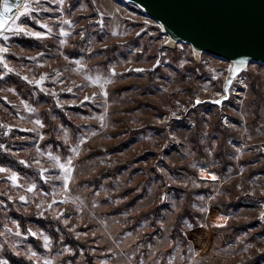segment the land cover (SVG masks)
Here are the masks:
<instances>
[{
	"label": "rangeland",
	"instance_id": "374dc122",
	"mask_svg": "<svg viewBox=\"0 0 264 264\" xmlns=\"http://www.w3.org/2000/svg\"><path fill=\"white\" fill-rule=\"evenodd\" d=\"M27 2L34 18L22 13L12 24L46 31L41 20L52 33L0 39L8 48L0 54L14 69L0 62V167L8 169L0 172V259L13 264L9 253L28 264H264V66L251 65L234 86L241 95L233 88L222 108L197 105V98L223 94L229 64L188 45L170 48L140 9L121 0L62 6L39 0L36 11V0ZM66 19L73 23L63 24L64 37L59 27ZM77 59L84 65L79 70ZM97 73L111 77L107 98L86 78ZM105 100L101 129L98 119L85 117L103 113ZM61 125L70 142L78 130H96L73 160L70 192L47 155L63 162L68 154ZM13 172L22 187L8 179ZM44 235L51 238L48 248Z\"/></svg>",
	"mask_w": 264,
	"mask_h": 264
},
{
	"label": "water",
	"instance_id": "95a60500",
	"mask_svg": "<svg viewBox=\"0 0 264 264\" xmlns=\"http://www.w3.org/2000/svg\"><path fill=\"white\" fill-rule=\"evenodd\" d=\"M121 1L140 9L156 24L163 25L161 29L170 48L188 45L196 55H208L229 64L223 94L217 99L200 101L197 105L222 108L231 99L238 78L251 65L264 66V0ZM3 2H0V11H3ZM20 12L23 13V8ZM12 15L15 18V9ZM239 56L247 57L249 65L232 78L235 67L232 61ZM230 78L233 82L226 94L225 86ZM225 95L227 98L221 104L214 103Z\"/></svg>",
	"mask_w": 264,
	"mask_h": 264
},
{
	"label": "snow or ice",
	"instance_id": "6c2138e0",
	"mask_svg": "<svg viewBox=\"0 0 264 264\" xmlns=\"http://www.w3.org/2000/svg\"><path fill=\"white\" fill-rule=\"evenodd\" d=\"M53 3L56 2V0H52ZM60 5L62 6L64 3V0H59ZM23 8V14H27L29 18H34L31 16V13L33 12V6L32 4L28 3L27 0H24V2L22 3L21 0H16L15 3L12 2V0H4L3 2V11H0V39L7 41L9 39V35H7L6 33H23L27 36L30 37H35V38H43L46 36H49L52 33V27L47 24V23H42L41 20H37L36 23L40 24L41 28L45 29L46 31H37V30H25L23 28V23H25L26 21H22L20 23H15L14 25L12 23H10V21H13L14 19L18 20L20 15H22V13L20 12V9ZM42 8V5L39 3V0H36L35 3V10L36 11H40ZM16 10V16L15 18L13 17V10ZM101 17L103 16V13H100ZM57 19H61L59 17H57ZM73 21L70 19H66V20H62V24L59 27V33L61 36L66 37L68 35V31L65 27H63V24H67V25H72ZM101 25L103 24V20L101 19L100 21ZM159 27H163V25H159ZM8 52V48L4 47L2 45H0V53H7ZM30 59H34V58H30ZM0 62H3V68L7 69L9 72L14 71V69L10 68L7 62V59L4 55L0 54ZM75 63L78 65V69L79 68H83L84 65L81 64V61L79 59L75 60ZM160 61L157 60V64H159ZM232 63L235 65V67L232 69V78H235L237 73H239L241 71V69L246 68L249 65V60L247 57L245 56H239V58L235 59L234 61H232ZM136 71H145V69H135ZM111 73L112 75H115V68L111 69ZM47 78V74H44L40 77L39 80L35 81V83L37 85H43L44 80ZM86 78L93 84V85H99L101 87L102 90V95L107 98L108 96V92H107V88L106 85L111 83V77H105L102 76L100 73H97L95 75H87ZM230 78L227 81V84L225 86V93L227 94L228 90H229V86L232 84L233 79ZM25 80H28V77L25 76L24 77ZM31 82V81H30ZM69 91H71V89H69ZM95 93H93L92 97L89 96H85L84 99L85 100H90L93 99L95 97ZM227 98V95L221 97V99L215 100L214 103L216 104H221L223 102L224 99ZM57 103L59 104V100H57ZM196 103H200L199 98H197ZM25 107L28 109L29 112H35L36 109L30 105L25 104ZM100 107H102L104 109L103 113H99V114H93L91 116L85 117L86 119H98L100 121V128L103 129L105 127H107V117H108V105H107V100H105V103L100 105ZM173 116L176 115L175 112L172 113ZM36 124L43 126V122L40 119L36 120ZM8 127H11L10 125ZM61 129L64 130V140H65V144L67 145L66 151H67V156L64 157L63 162H61V157L59 155H53V153L48 152L47 155L49 157H51L57 164L59 169H61V176H62V188L65 190V192H70V183L71 181L75 178L74 177V171L76 168V165L73 164V160L76 156H78L81 152V146L90 138V135L94 134V132L96 130L93 129H89L88 132H85L83 130H78L77 133V137L76 140L73 142H70V137L68 135V129L65 128L63 125L60 126ZM7 150V149H5ZM22 163L27 164V161H22ZM36 163H39V161H36ZM195 166V165H194ZM8 171V169L0 167V172H5ZM47 171L46 169H41V173ZM201 172H206V169L201 168ZM208 176H211V178L213 180L217 179L216 174L212 173V172H208L207 173ZM19 174L16 172H13L11 174L10 177H8V179H10L14 184L19 185V179H18ZM46 179V177H45ZM22 187V185H19ZM36 185L32 184L30 187V190H35ZM45 195H48V193H45ZM70 197L68 195H65L64 197H62V201L63 202H67V200ZM166 198V197H165ZM201 199H203V197H200ZM211 198V197H209ZM21 201H26L27 197L26 196H21L20 197ZM56 201L54 200L53 203H55ZM37 207H39V205H37ZM49 207H51V205H49ZM43 213H41L42 215ZM59 215V214H58ZM221 219H224L223 217H221ZM261 219L264 220V213L261 214ZM13 223H16L15 221H13ZM186 226L187 227H192L193 225L189 222L186 221ZM223 226V225H220ZM17 228H19V225L17 224ZM28 233H31L32 236H36L37 233L33 232L31 228L27 229ZM18 235H20V233H17ZM45 243H44V247L48 248L49 247V241H50V237L47 235H44L43 237ZM0 247H3V245H0ZM68 251H71V249L69 248ZM110 251V249H109ZM32 256H36L37 253L36 252H31ZM261 259H264V257H262ZM0 264H9L7 259H0ZM44 264H53L52 260H45ZM103 264H107V261H104Z\"/></svg>",
	"mask_w": 264,
	"mask_h": 264
},
{
	"label": "trees",
	"instance_id": "16d2710c",
	"mask_svg": "<svg viewBox=\"0 0 264 264\" xmlns=\"http://www.w3.org/2000/svg\"><path fill=\"white\" fill-rule=\"evenodd\" d=\"M252 87H253L252 88L253 94L255 95L254 99L257 102L258 106H259L261 100L259 99L258 91H257V88L254 85V82L252 83ZM257 108H255V118H259V116H258L259 113H258ZM115 150H117V149H115ZM227 165H228V163L226 161H224L223 162V168H225ZM215 171H218L217 172L218 174L219 173L222 174L221 169H215ZM54 240H55L54 244L57 245V238H54ZM67 243L69 245H71V246H74L73 248H74L75 251L78 250L79 248H81V247H79L80 245L75 243L74 241H67ZM7 257L10 260V262L13 263V264H28V263H23V262H25L24 260H19V259L15 258V256L14 257L11 256L9 253L7 254Z\"/></svg>",
	"mask_w": 264,
	"mask_h": 264
},
{
	"label": "built area",
	"instance_id": "2783aa9c",
	"mask_svg": "<svg viewBox=\"0 0 264 264\" xmlns=\"http://www.w3.org/2000/svg\"><path fill=\"white\" fill-rule=\"evenodd\" d=\"M233 94L234 96L236 97H239L241 95V90L239 89V87H235L234 90H233Z\"/></svg>",
	"mask_w": 264,
	"mask_h": 264
}]
</instances>
